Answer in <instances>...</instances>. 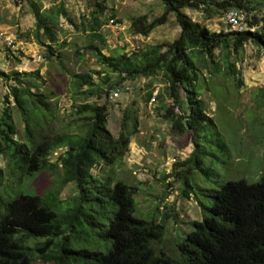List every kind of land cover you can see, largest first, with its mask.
Here are the masks:
<instances>
[{
	"label": "trees",
	"instance_id": "1",
	"mask_svg": "<svg viewBox=\"0 0 264 264\" xmlns=\"http://www.w3.org/2000/svg\"><path fill=\"white\" fill-rule=\"evenodd\" d=\"M160 1L164 10L159 16L133 17L130 28L135 34L148 36L154 28L166 24L172 14L179 27L172 42L148 45L131 55H105L95 44L88 48L121 81L160 76L166 83L168 103L162 105V118L176 134L192 143L190 156L183 163H174L172 173L187 179L188 173L204 172L206 145L215 148L209 151L211 158L228 156L216 123L205 111L201 97L203 71L232 78L240 87L241 71L228 59L230 52L219 61L215 52L238 53L250 43L262 49L264 56V24L257 14L258 0ZM27 4L34 28L25 35H32L44 47L45 59L51 60L63 46L56 32L60 17L77 30L88 32L90 40L100 39L104 44L100 33L105 24L103 2L94 1L92 10L78 23L63 3L46 9L39 0H27ZM231 8L248 13L244 31L214 32L193 22L184 12L198 11L210 19L223 16ZM0 78L15 85L0 110V264H264V174L253 183L228 180L204 193L210 204L199 200L202 219L193 221L192 230L177 240L176 256L156 251L152 242L163 238L164 223L154 217L136 216L133 192L127 184L97 176L103 167H111L127 153L138 127L137 108L123 109L119 131L113 135L108 127L109 105L85 101L74 106L77 132L56 133L49 125V97L24 84L40 79L38 71L13 70L7 74L0 69ZM73 83L78 95L107 99L110 89L120 85L109 83L108 89L94 86L91 75H74ZM150 98L148 94L146 100ZM259 100L264 105V89ZM16 114L23 124L21 130L15 122ZM61 148L64 151L52 162L51 156ZM57 165L62 170L61 183L74 184L73 197L62 201L57 190L42 195L23 190L24 179L54 170ZM182 165L187 167L179 171ZM213 172L208 168L205 174ZM189 190L190 183L183 192Z\"/></svg>",
	"mask_w": 264,
	"mask_h": 264
},
{
	"label": "rangeland",
	"instance_id": "2",
	"mask_svg": "<svg viewBox=\"0 0 264 264\" xmlns=\"http://www.w3.org/2000/svg\"><path fill=\"white\" fill-rule=\"evenodd\" d=\"M39 1L43 9L63 3L71 19L78 23L89 14L96 0ZM97 1L106 6L105 24L100 30L104 44L100 39L90 40L88 32L77 30L60 17L56 32L63 46L57 49V54L51 60H47L43 55L44 47L39 46L32 35H25L34 28V18L27 0H0V33L3 34L0 36V69L7 74L13 70L39 72L40 79H29L24 84L32 90L43 91L49 97L52 105L49 125L56 133L77 132V127L73 125L76 117L74 106L85 101L109 105L108 127L113 135L119 131L123 109L137 108L138 127L131 137L127 153L111 167H103L96 173L98 177L108 176L113 182L122 181L131 188L136 216L146 219L154 217L156 221L164 223L163 238L153 241L152 246L156 251L176 256L177 240L192 230L193 221L202 219L199 200L205 205L210 204L204 198V193L228 180L244 179L253 183L264 174V105L259 100V93L264 89L263 51L250 43L244 44L238 53L216 50V61L230 52L228 59L236 62L237 69L241 71L240 87H236L232 78L225 79L220 74L203 71L205 82L202 86L205 87L201 97L205 102V111L216 123L218 133L228 147V156L219 155L218 159H213L209 151L215 148L206 145L204 172L193 171L185 179L179 174L174 175L172 167L190 156L192 143L189 138L176 134L169 122L162 118V105L168 103L166 83L160 76L121 81L120 76L100 64L88 48L89 44H95L105 55H131L148 45L172 42L179 34L174 16L170 14L166 24L157 26L148 36H142L131 31V19L140 15L149 18L159 16L164 10L160 0ZM258 1L257 14L263 18L264 24V0ZM184 12L193 22L211 31H229L222 16L206 19L198 11L184 9ZM2 37L11 39L13 47L9 48L2 42ZM74 75H91L93 85H102L104 89H108L109 83L114 87L119 82L123 87L122 93L115 100L106 96L78 95L75 93ZM13 87V81L6 82L0 78V110ZM148 94L151 98L155 97L154 101L151 98L146 100ZM15 122L21 130L23 124L17 114ZM63 151L64 148L55 151L50 160L56 162ZM57 166L54 170L46 169L24 179L21 187L28 193L38 195L57 190L59 200L70 199L76 194V189L73 183H61L62 170ZM186 167L182 165L179 171ZM208 168L213 169L212 175L205 174ZM188 183L192 190L184 193Z\"/></svg>",
	"mask_w": 264,
	"mask_h": 264
},
{
	"label": "built area",
	"instance_id": "3",
	"mask_svg": "<svg viewBox=\"0 0 264 264\" xmlns=\"http://www.w3.org/2000/svg\"><path fill=\"white\" fill-rule=\"evenodd\" d=\"M248 16V13L242 9L231 8L224 12L222 19L228 30L241 32L247 28ZM2 35L3 34L0 33V36ZM1 40L6 45H8L9 48L13 47L14 43L11 39L2 37ZM122 90L123 87L121 85H118L117 87L112 89L108 94L109 99L115 100L122 93ZM154 99L155 97L151 98L152 101H154Z\"/></svg>",
	"mask_w": 264,
	"mask_h": 264
}]
</instances>
